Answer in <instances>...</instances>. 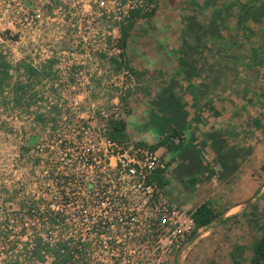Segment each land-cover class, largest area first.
Masks as SVG:
<instances>
[{
  "label": "built area",
  "instance_id": "obj_1",
  "mask_svg": "<svg viewBox=\"0 0 264 264\" xmlns=\"http://www.w3.org/2000/svg\"><path fill=\"white\" fill-rule=\"evenodd\" d=\"M157 7L0 0V56L12 68L58 67L54 78H21V101L2 92L0 264H171L198 230L158 183L168 160L111 136L137 85L117 31Z\"/></svg>",
  "mask_w": 264,
  "mask_h": 264
},
{
  "label": "crops",
  "instance_id": "obj_2",
  "mask_svg": "<svg viewBox=\"0 0 264 264\" xmlns=\"http://www.w3.org/2000/svg\"><path fill=\"white\" fill-rule=\"evenodd\" d=\"M159 1L156 15L142 19H151L153 28L143 26L136 33L132 25L125 42L122 38L128 63L140 75L163 65L169 72L166 82L152 89L144 116L132 128L138 139L153 145L174 129L181 131L184 150L174 154L167 147L156 149L167 151L173 168L168 196L191 212L208 200L231 212L257 190L251 175L264 163V0ZM182 17L203 18L204 25L194 29L188 21L184 26ZM226 17L238 20L231 29L238 42H231V50L222 43V34L230 32L223 25ZM117 33L122 37V30ZM194 36L200 44L194 45ZM244 37L247 41L241 42ZM26 65L22 61L9 68L10 77L0 84L1 105L7 102L4 88L10 87L21 101L28 88L21 78H54L58 68L43 65L30 77ZM240 178L248 181L243 193L236 188Z\"/></svg>",
  "mask_w": 264,
  "mask_h": 264
},
{
  "label": "rangeland",
  "instance_id": "obj_3",
  "mask_svg": "<svg viewBox=\"0 0 264 264\" xmlns=\"http://www.w3.org/2000/svg\"><path fill=\"white\" fill-rule=\"evenodd\" d=\"M157 2L158 7L154 13L155 15L160 5V1L157 0ZM143 18L146 17H142L141 19L135 17L133 19V21L135 20L133 29H135L136 33H140L143 26H146V28L149 27L150 30L154 26L153 22H150L151 19L142 20ZM180 20L184 23V26L188 27L189 21V23L192 22L191 27L198 29V27L204 25L205 19L197 17L190 20L186 19V17H182ZM223 25L225 29L230 28V32H226L225 35L222 34V43L230 44L231 47L226 49L231 50V48H233L231 42H233V40L235 43L238 42L237 37L231 35V29L238 25V20H234L233 17H226ZM239 34L240 37L243 36L242 32H239ZM196 37L194 36L192 38L194 45L196 43L200 44V39L198 40V37ZM247 38H249V36ZM241 40L242 39H239V41ZM245 40L246 38L241 42ZM134 41H139V38L134 39ZM220 43L221 42L218 44ZM210 45H216V42L212 43L211 41ZM113 68L114 70L119 69L118 66ZM24 70L26 71L25 67ZM144 72L145 74L143 76L135 75L134 78L137 85L130 89L123 99L121 115L128 127L126 139L136 140L143 144L153 146V144L138 139L135 135L136 129L132 127H134L133 123L137 121L139 117L144 116L143 113L145 109L143 106L150 103L148 97L152 94V89L166 82L169 72L166 65L160 68L148 67ZM166 152L167 151H164V153L160 154L168 160ZM168 165V170L164 175L168 183L164 188L169 191L170 185L168 186V184L169 182H173V168L169 160ZM192 179L191 177L187 181L190 183ZM251 181L252 183L253 181L256 182L257 185V190L254 194L248 199H242L240 201L241 206L231 212H224V210L215 206L216 210L220 211L222 214L210 225L197 230L193 237L190 238L189 243L177 253L171 264H252V245L260 237L262 227L264 226V189L263 192H261V188L264 186V163L262 168L258 167L254 169L251 175ZM247 182L248 181L240 178L236 182V188L240 189L242 193L245 192L246 188H248ZM242 196L244 197L245 195L243 194ZM238 203L235 204L238 205ZM220 205L223 206V204Z\"/></svg>",
  "mask_w": 264,
  "mask_h": 264
},
{
  "label": "trees",
  "instance_id": "obj_4",
  "mask_svg": "<svg viewBox=\"0 0 264 264\" xmlns=\"http://www.w3.org/2000/svg\"><path fill=\"white\" fill-rule=\"evenodd\" d=\"M134 15L137 16V14ZM152 15H147L145 17ZM132 25L133 23L129 22V24L126 25V27L122 28V38L124 42L128 38L129 35L128 31L132 27ZM10 67L11 66L3 59V57H0V84H2V82L5 81L6 78L10 77L9 74ZM24 67L30 77H34L38 75V71L35 70L33 67L29 65L28 66L26 65ZM128 67L134 75H140V73H138L134 68H132L131 66ZM49 71L45 75H49L50 73ZM126 127L127 125L123 120H112L111 121L112 138L119 141L126 140L127 138ZM175 137H179L180 141L175 142L174 141ZM160 147H167L171 153L175 154L184 150L187 146L185 145V138L182 136V132L177 129H174L171 133L164 136L155 145L152 146L153 149H158ZM157 180L161 187H164L168 183V181L164 178V176L161 175L157 178ZM192 214L196 222V227L199 230L203 227L210 225L222 213L216 210L214 203L211 200H208L203 204H201L200 206H198L192 212ZM193 235L191 237H193ZM251 263L264 264V226L262 227V233L260 237L252 245Z\"/></svg>",
  "mask_w": 264,
  "mask_h": 264
},
{
  "label": "water",
  "instance_id": "obj_5",
  "mask_svg": "<svg viewBox=\"0 0 264 264\" xmlns=\"http://www.w3.org/2000/svg\"><path fill=\"white\" fill-rule=\"evenodd\" d=\"M35 139H36V137L31 138L30 141H29V143L33 144L34 141H35Z\"/></svg>",
  "mask_w": 264,
  "mask_h": 264
},
{
  "label": "flooded vegetation",
  "instance_id": "obj_6",
  "mask_svg": "<svg viewBox=\"0 0 264 264\" xmlns=\"http://www.w3.org/2000/svg\"><path fill=\"white\" fill-rule=\"evenodd\" d=\"M169 166V165H168Z\"/></svg>",
  "mask_w": 264,
  "mask_h": 264
}]
</instances>
